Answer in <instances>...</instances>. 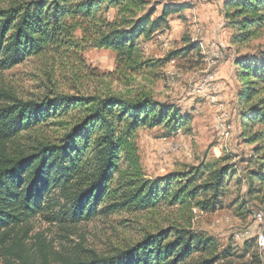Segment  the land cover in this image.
Returning <instances> with one entry per match:
<instances>
[{
	"label": "trees",
	"instance_id": "1",
	"mask_svg": "<svg viewBox=\"0 0 264 264\" xmlns=\"http://www.w3.org/2000/svg\"><path fill=\"white\" fill-rule=\"evenodd\" d=\"M142 5L140 0H10L0 9V71L31 56L72 57L86 48L111 50L118 65L135 71L139 41L149 40L170 15L186 8L165 5L151 20L154 10L137 16ZM223 16L234 32L232 44H247L264 30V0H228ZM235 66L240 126L246 141L257 145L245 171L248 195L264 198V50L239 58ZM188 121L173 105L144 92L51 94L38 101L0 94V252L5 255L0 263L35 264L20 250L18 231L25 232L39 214L75 225L101 213L154 211L161 205L214 211L227 175H235L227 174L230 167L206 174L214 166L201 165L150 180L140 165L137 130L163 127L173 134ZM52 124L60 127L59 138L23 142L22 133ZM216 247V239L203 233L168 228L110 256L74 254L62 262L184 264L205 254L198 264H215L231 256L227 250L215 255Z\"/></svg>",
	"mask_w": 264,
	"mask_h": 264
},
{
	"label": "rangeland",
	"instance_id": "2",
	"mask_svg": "<svg viewBox=\"0 0 264 264\" xmlns=\"http://www.w3.org/2000/svg\"><path fill=\"white\" fill-rule=\"evenodd\" d=\"M140 1L144 5L139 7L137 16L154 10L151 20L160 16L165 5L186 8L170 15L149 40L139 41L141 58L135 71L118 65L111 50L86 48L79 55L65 58L42 54L1 70L0 94L38 101L51 94L144 92L155 102L173 105L180 116L189 118L188 124L173 134L163 127L137 130L136 144L145 178H163L201 165L214 166L206 174L227 166L230 167L227 174L234 171L235 175H227L230 179L214 211L161 205L154 211L101 213L75 225L59 224L50 217L36 215L25 232L18 231L22 237L20 250L27 252L35 264H63L62 259L67 256L91 253L110 256L134 246L147 234L179 228L215 238V255L221 256L225 250L231 254L215 264H259L256 259L264 264V248L257 242V235L264 234V198L262 194L248 195L245 177L247 161L253 158L257 145L246 141L240 126L236 99L241 85L236 80L235 66L239 58L264 50V30L249 43L234 45L231 42L234 32L223 16L228 0ZM9 3L10 0H0V9H6ZM115 14L112 11L109 15ZM192 46L195 48L186 51ZM179 51L182 53L175 56ZM217 51L222 59L215 64L213 55ZM213 71L218 78L215 97L196 95L194 88L199 79ZM222 115L227 116L226 125L231 127L227 134L218 123ZM61 133L56 125H40L22 133V137L23 142L30 138L52 141ZM172 146H178L177 150L172 151ZM257 214L260 219H255ZM243 230H250L252 236L237 239ZM4 258L0 252L1 263ZM207 258L205 254H197L184 264H198Z\"/></svg>",
	"mask_w": 264,
	"mask_h": 264
},
{
	"label": "built area",
	"instance_id": "3",
	"mask_svg": "<svg viewBox=\"0 0 264 264\" xmlns=\"http://www.w3.org/2000/svg\"><path fill=\"white\" fill-rule=\"evenodd\" d=\"M220 59H222L220 52L219 51L215 52L214 63L216 64L217 61ZM216 82H217V76L215 71L211 72L210 74H206L202 76L199 79V82L195 85L194 93L202 97L203 96L206 97L208 94H213L212 97H215V91L217 90ZM226 121H227L226 115H222L218 119V123L222 127L223 133L231 129L230 125H226ZM177 147L178 146H172L171 150L176 151ZM255 219H260V214H257ZM242 236H252V232L250 230L240 231L239 235H237L236 238L241 240ZM257 236L260 237L262 240L263 235H257Z\"/></svg>",
	"mask_w": 264,
	"mask_h": 264
},
{
	"label": "bare ground",
	"instance_id": "4",
	"mask_svg": "<svg viewBox=\"0 0 264 264\" xmlns=\"http://www.w3.org/2000/svg\"><path fill=\"white\" fill-rule=\"evenodd\" d=\"M197 32H198V31H197ZM213 59H214V55H213ZM229 131H230V130L225 131L226 134H227V132H229ZM226 134H225V137H226ZM176 150H177V149H176ZM260 217H261V216H260ZM258 235H263L262 240H261L260 237L257 236V242H258L259 246H261V247L264 248V234H258Z\"/></svg>",
	"mask_w": 264,
	"mask_h": 264
},
{
	"label": "crops",
	"instance_id": "5",
	"mask_svg": "<svg viewBox=\"0 0 264 264\" xmlns=\"http://www.w3.org/2000/svg\"><path fill=\"white\" fill-rule=\"evenodd\" d=\"M221 72H222V71L220 70V73H219L220 77H222ZM226 76H227V79H229V78H228V75H226ZM217 79H218V78H217ZM218 86H219V85H218ZM219 90H220V93H221V91L223 90V85L220 87ZM221 97H222V99H224V96H223V95H222Z\"/></svg>",
	"mask_w": 264,
	"mask_h": 264
}]
</instances>
